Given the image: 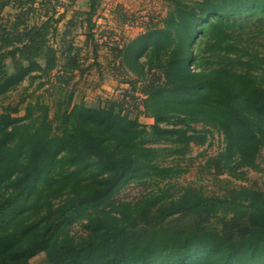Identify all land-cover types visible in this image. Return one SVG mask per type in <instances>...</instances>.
Segmentation results:
<instances>
[{
	"label": "trees",
	"instance_id": "trees-1",
	"mask_svg": "<svg viewBox=\"0 0 264 264\" xmlns=\"http://www.w3.org/2000/svg\"><path fill=\"white\" fill-rule=\"evenodd\" d=\"M67 1L0 0V264H264V190L233 185L264 164V0H167L112 48L128 88L98 105L73 81L91 68L75 32L96 59L101 0ZM214 133L204 168L223 192L172 183L168 158ZM130 185L145 192L121 200Z\"/></svg>",
	"mask_w": 264,
	"mask_h": 264
},
{
	"label": "rangeland",
	"instance_id": "rangeland-1",
	"mask_svg": "<svg viewBox=\"0 0 264 264\" xmlns=\"http://www.w3.org/2000/svg\"><path fill=\"white\" fill-rule=\"evenodd\" d=\"M62 3L67 6L68 1L62 0ZM168 8L169 2L167 0H101L96 15L93 17L95 24L93 30L94 41L100 46L95 60L93 59L92 45L89 44L87 47L83 45L85 40L84 31L78 30L75 32V43L82 48V56L87 58L84 67L91 66L84 74L77 75L73 81L77 90V102L98 105L104 100L120 97L122 90L128 88V86L121 83L122 78L115 71L112 48L122 46V44L134 39L148 25L161 24ZM71 10L86 11V0H77ZM71 10L67 13L66 19L72 16ZM59 12H63L62 7L59 8ZM66 19L59 25L60 32L63 30V23ZM94 61L95 64L91 65ZM45 88H48V86ZM33 90L34 87H28V83L25 82L17 90L10 93L2 102V105H15L20 98L31 94ZM40 94L44 95L45 93L41 90L34 95ZM139 120L145 126L153 123L150 118H140ZM198 129H200V126H198ZM221 148L222 136L214 133L213 138L204 146L192 145L190 151L183 158L176 156L168 158L166 164H177L183 170V173L172 183L180 186L190 184L207 194L223 192L222 189L225 185L216 181L204 168L206 160L209 157L216 156ZM221 178L227 179L226 176ZM233 185H251L264 190V164L261 165V171H248L246 182L233 181ZM144 192V188L130 185L118 197L121 200L132 201ZM79 228L78 224L74 226L75 230H79ZM42 263L43 256H38L30 261V264Z\"/></svg>",
	"mask_w": 264,
	"mask_h": 264
}]
</instances>
